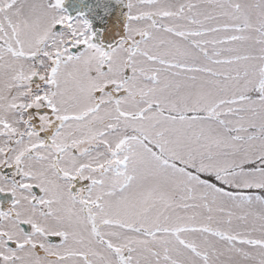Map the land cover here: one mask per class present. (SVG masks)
<instances>
[{
	"label": "snow or ice",
	"instance_id": "6c2138e0",
	"mask_svg": "<svg viewBox=\"0 0 264 264\" xmlns=\"http://www.w3.org/2000/svg\"><path fill=\"white\" fill-rule=\"evenodd\" d=\"M0 264H264V0H0Z\"/></svg>",
	"mask_w": 264,
	"mask_h": 264
}]
</instances>
